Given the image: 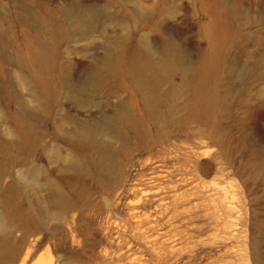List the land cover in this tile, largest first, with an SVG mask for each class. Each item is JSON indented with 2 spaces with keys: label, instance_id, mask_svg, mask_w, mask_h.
Listing matches in <instances>:
<instances>
[{
  "label": "rangeland",
  "instance_id": "obj_1",
  "mask_svg": "<svg viewBox=\"0 0 264 264\" xmlns=\"http://www.w3.org/2000/svg\"><path fill=\"white\" fill-rule=\"evenodd\" d=\"M69 1L0 0V57L37 44L38 20ZM82 1L101 20L86 38L63 37L62 49L83 61V79L118 37L168 57L178 49L184 62L166 77L161 125L76 137L71 117L124 115L129 72L102 70L104 82L83 93L89 111L41 107L42 140L23 163L36 166L34 180L21 176L6 115L35 101L22 71L0 63V137L14 144L0 157V264H264V0Z\"/></svg>",
  "mask_w": 264,
  "mask_h": 264
},
{
  "label": "bare ground",
  "instance_id": "obj_2",
  "mask_svg": "<svg viewBox=\"0 0 264 264\" xmlns=\"http://www.w3.org/2000/svg\"><path fill=\"white\" fill-rule=\"evenodd\" d=\"M101 17L102 10L95 3L84 4L82 0H70L59 8L58 13H48L46 17L38 20L37 29L40 38L36 37L37 44L23 43L18 49H13L12 56L1 55L0 57V63L14 64L22 71L20 77L35 101L33 107L25 106L27 104L21 105L22 102L13 113L6 115V118L14 119L17 127L19 139L15 149L17 157L20 155L18 161L22 164V178L34 180L37 175L36 166L24 167L23 163L34 153L42 140L37 131L39 109L41 107L52 109L57 105L65 106L70 103L81 111H89L91 103L83 99V93L104 82L101 76L102 70L116 77L129 72L130 97L119 100V107L124 110V115L113 116L102 112L100 120L91 118L87 121L69 117L76 137L95 139L105 128H111L116 135L120 136L121 123H126L129 127L137 124L161 125L163 123L166 77L169 73L176 71L179 65L181 66L184 62V54L175 49L168 57L165 54V47H162L163 54H160L146 44L137 46L130 43L127 46L129 39L118 37L114 42L106 40L101 45L102 53H95L96 55L92 56L94 63L83 79V61H76L75 64L71 62L63 53L62 39L65 36L80 40L88 37L91 29L98 26ZM1 47L3 48L4 44H1ZM69 51L71 49L65 50L66 53ZM0 72L7 76L5 65H0ZM74 75L79 76L80 80L74 81ZM2 86L4 85L0 82V102L5 101L7 96ZM131 98L135 100L132 102ZM9 99V103H12V96L9 95ZM48 117L50 119V113ZM65 139L68 141L69 138ZM13 146L11 141L0 137V157L8 155L13 150ZM96 150L101 152L98 159L100 165L109 169L110 166L105 163L109 152L100 148ZM74 166L75 170L83 173L80 159L74 162ZM2 168L3 165L0 162V170ZM56 200L58 205L65 202L62 194H58Z\"/></svg>",
  "mask_w": 264,
  "mask_h": 264
}]
</instances>
